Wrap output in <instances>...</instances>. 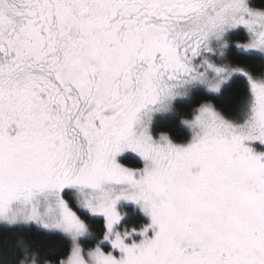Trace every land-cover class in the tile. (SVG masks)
I'll list each match as a JSON object with an SVG mask.
<instances>
[{"label": "snow or ice", "instance_id": "6c2138e0", "mask_svg": "<svg viewBox=\"0 0 264 264\" xmlns=\"http://www.w3.org/2000/svg\"><path fill=\"white\" fill-rule=\"evenodd\" d=\"M0 264H264V0H0Z\"/></svg>", "mask_w": 264, "mask_h": 264}]
</instances>
